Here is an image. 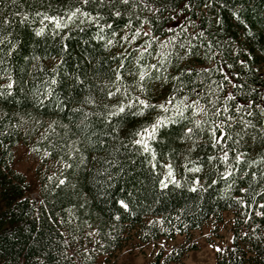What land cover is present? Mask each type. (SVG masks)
Instances as JSON below:
<instances>
[{
	"label": "trees",
	"instance_id": "16d2710c",
	"mask_svg": "<svg viewBox=\"0 0 264 264\" xmlns=\"http://www.w3.org/2000/svg\"><path fill=\"white\" fill-rule=\"evenodd\" d=\"M77 7L96 21L79 14L69 21ZM37 13L68 26L41 24ZM4 36L0 264H98L133 237L150 244L177 236L187 243L161 249L150 264H186L198 250L191 234L227 214L231 237L217 264H264V0H0ZM133 97L168 110L141 117L134 106L108 116ZM157 117L165 123L149 141L153 157L134 141ZM18 144L41 155L39 201L13 167ZM167 165L178 185L165 188Z\"/></svg>",
	"mask_w": 264,
	"mask_h": 264
},
{
	"label": "rangeland",
	"instance_id": "374dc122",
	"mask_svg": "<svg viewBox=\"0 0 264 264\" xmlns=\"http://www.w3.org/2000/svg\"><path fill=\"white\" fill-rule=\"evenodd\" d=\"M159 44L163 48L168 46V43L163 44L160 42ZM190 103L193 105V102ZM195 104L197 107H201L199 104ZM203 112L204 110L197 113L202 115ZM40 161L41 155L31 147L25 144H18L15 147L13 167L26 176L31 186L30 197L35 201L40 200L39 181L36 177V169ZM4 208L3 201L0 198V212ZM230 221L231 216L227 214L224 217V222L220 225L215 226L213 223H209L202 229L193 232L188 244L197 245L198 250L192 251L187 255L186 264H217L216 252L230 242ZM186 243V236H177L174 240H162L150 244H142L133 237L122 251L110 259L100 258L98 264H150L161 249L168 252L172 248L185 245Z\"/></svg>",
	"mask_w": 264,
	"mask_h": 264
},
{
	"label": "snow or ice",
	"instance_id": "6c2138e0",
	"mask_svg": "<svg viewBox=\"0 0 264 264\" xmlns=\"http://www.w3.org/2000/svg\"><path fill=\"white\" fill-rule=\"evenodd\" d=\"M82 2H83L84 5H87L89 3V0H82ZM101 2H102V0H101ZM13 3H15V0H13ZM120 3H122L124 5H128L129 4V0H120ZM157 11H159V9H157ZM78 14L81 15V16H83V17H85V18H87V19H89L90 21H96V19H97L95 16H92L91 13H89L87 11H82V9L79 8V7L75 8L73 11H71V13H70V15L68 16L67 19L69 21H71L73 18H76L78 16ZM37 15L43 16V20L41 21V24H43V21L44 20H49V21H53L55 23V27L57 29L66 28L68 26L66 23H62L61 22V18H59L57 16H49L46 13H37ZM115 15L119 17V16L122 15V13L119 10H116L115 11ZM235 15H237V18H239L238 14H235ZM145 22L147 23V21H145ZM5 23H9V21L6 20ZM129 23H131V20H129ZM109 27H111V26L109 25ZM44 32H45V27H41L37 31L36 34L37 35H42ZM138 35H140L139 29H137L135 31L133 38H135V36H138ZM144 35H148V33L145 32ZM249 35H251V33H249ZM98 38L99 39H103L102 36L101 37H98ZM124 39L126 40L127 37H124ZM7 40H8V37L7 36H4L3 39H0V44L5 43V41H7ZM111 43H113V41L109 40L108 41V44H111ZM65 47H66V45H65ZM152 67L155 68L156 66L153 65ZM76 79H79V77H76ZM118 79H122V77H120L118 75ZM144 79H145V74L143 72H141V74H140V80L143 81ZM225 79H227V77H225ZM52 83H56V81L53 80ZM12 87H13V84L12 83H9L8 84V88L11 89ZM140 90L142 92L143 91H147V89H146V87H145L144 84H140ZM49 91H51V89ZM117 91H120V89L118 88ZM0 95H3V93H0ZM113 95H114V93L108 92V96L109 97H111ZM229 99H234V97H232L231 95H229ZM89 101L90 102H94V101L91 100V98H89ZM168 103L171 104V101L169 100ZM134 106L136 108V111H134L132 114L134 116H141V117L145 116L146 113H147V111L149 109L160 108V109H163L164 111H167L168 110L167 108H165V105L164 104H160V105L150 104L145 99H141L139 97H133V98H129L128 101H127V103H123V102L120 103V105L116 108V110L110 111L108 113V116L109 117L119 116V115L125 113L126 109H131ZM184 107L186 109L189 106L188 105H185ZM192 107L194 108V110L196 112H201V111L204 110L202 106L201 107H197L196 104H195V102H193ZM241 107H243V105H241ZM76 111H80V110L79 109H76ZM225 111H227L226 108H225ZM262 113H264V110H262ZM177 114L178 115H183V113L180 112L179 109H177ZM85 118H87V115H86ZM231 119H232V117H229V120H231ZM164 123H165V118L157 117L154 122H152L150 124H147L146 126L142 127L138 132L135 133V135L138 136V137H140V138L139 139H136L134 141V143L140 145L144 152H151L152 156L155 157L156 156V153L152 149L149 141L156 138V133H157L158 129L160 127H162L164 125ZM196 124L199 125L200 124V121H196ZM217 127H213L211 129V132H212V134H213L214 137L216 135ZM192 131H193V129H191V128H188L187 129V133H192ZM217 142H219V140H217ZM242 158H243L242 157V154L241 155H237L235 157V159L237 161H240ZM210 159H214V158L213 157H210ZM261 159L264 160V157H262ZM223 160H224L225 163H227V161H228V153H227V151H225L223 153ZM254 163H255V161H254ZM166 167L168 168V173L164 177V179H162V180L159 181L160 186L166 188V187H168V183H172V184H177L178 185V182L176 181L175 176L173 175L172 166L171 165H167ZM231 167L232 166L229 165L228 168L225 169L224 173L222 174L223 177L227 178V177L231 176L232 173H231V171H229V168H231ZM200 170H201L200 168L192 169V171H196V172H199ZM252 175L255 176L256 174L255 173H252ZM169 178H171V179H169ZM166 181H167V183H166ZM195 183L197 185H199V179H197L195 181ZM60 184H64V181L61 180L60 181ZM191 190L192 191H196L197 188L193 187ZM240 190L243 191V192H247L248 191L247 188H242ZM239 202L240 203H244L243 200H241ZM119 203L122 205V207L124 209H128L129 208V203H126L124 200H121ZM262 207H264V206H262ZM261 215H264V213H261Z\"/></svg>",
	"mask_w": 264,
	"mask_h": 264
}]
</instances>
